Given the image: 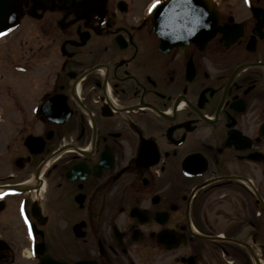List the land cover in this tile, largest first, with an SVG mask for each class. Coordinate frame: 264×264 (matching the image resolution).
I'll return each instance as SVG.
<instances>
[{
    "label": "flooded vegetation",
    "instance_id": "flooded-vegetation-1",
    "mask_svg": "<svg viewBox=\"0 0 264 264\" xmlns=\"http://www.w3.org/2000/svg\"><path fill=\"white\" fill-rule=\"evenodd\" d=\"M11 0L0 264H264V0Z\"/></svg>",
    "mask_w": 264,
    "mask_h": 264
},
{
    "label": "water",
    "instance_id": "water-1",
    "mask_svg": "<svg viewBox=\"0 0 264 264\" xmlns=\"http://www.w3.org/2000/svg\"><path fill=\"white\" fill-rule=\"evenodd\" d=\"M10 2L11 0H0V24L6 16V11ZM171 4V1H169L168 3L167 1H165L164 4L158 6L155 10L158 14H166V17L163 19L164 24L167 23V6Z\"/></svg>",
    "mask_w": 264,
    "mask_h": 264
},
{
    "label": "snow or ice",
    "instance_id": "snow-or-ice-1",
    "mask_svg": "<svg viewBox=\"0 0 264 264\" xmlns=\"http://www.w3.org/2000/svg\"><path fill=\"white\" fill-rule=\"evenodd\" d=\"M160 2V0H157V3H159ZM3 34H5V33H0V35H3Z\"/></svg>",
    "mask_w": 264,
    "mask_h": 264
}]
</instances>
